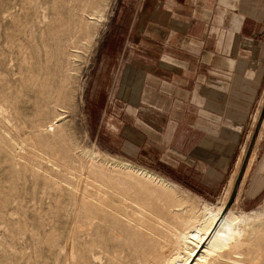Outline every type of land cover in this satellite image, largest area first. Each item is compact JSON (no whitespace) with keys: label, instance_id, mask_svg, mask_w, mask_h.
I'll return each instance as SVG.
<instances>
[{"label":"rangeland","instance_id":"rangeland-1","mask_svg":"<svg viewBox=\"0 0 264 264\" xmlns=\"http://www.w3.org/2000/svg\"><path fill=\"white\" fill-rule=\"evenodd\" d=\"M224 9L0 0V264H134L109 223L87 218L81 197L96 203L101 182L83 151L147 167L214 204L254 153L236 209L264 211V94L235 96L242 85L217 62ZM237 111L248 112L239 129Z\"/></svg>","mask_w":264,"mask_h":264},{"label":"bare ground","instance_id":"bare-ground-1","mask_svg":"<svg viewBox=\"0 0 264 264\" xmlns=\"http://www.w3.org/2000/svg\"><path fill=\"white\" fill-rule=\"evenodd\" d=\"M82 156L96 166L92 173L101 182L92 194L96 203L81 197L87 218L109 223L113 236L132 248L134 264H264V211L236 209L254 153L235 194L241 160L216 204L189 197L169 178L134 162L95 151Z\"/></svg>","mask_w":264,"mask_h":264},{"label":"crops","instance_id":"crops-1","mask_svg":"<svg viewBox=\"0 0 264 264\" xmlns=\"http://www.w3.org/2000/svg\"><path fill=\"white\" fill-rule=\"evenodd\" d=\"M203 1L207 3L208 9H213L216 3L225 8L222 11L223 15L219 17L223 21L222 23L218 22L220 26L216 37L215 51L222 56L217 59V62L233 69L230 71L233 73V81L235 79L238 84L242 85L237 90L234 89L233 94L253 99L254 102L260 100L264 94V85H262L264 84V0ZM218 9L221 11L220 7ZM206 13L210 14L209 11ZM223 71L227 73L226 70ZM214 86L223 88L224 85L221 82H216ZM140 90L141 81L137 83L135 91ZM217 97L220 98L221 94H217ZM242 113L237 111L238 119L233 120L237 124V129L245 124L248 112ZM259 124L263 139L264 109Z\"/></svg>","mask_w":264,"mask_h":264},{"label":"water","instance_id":"water-1","mask_svg":"<svg viewBox=\"0 0 264 264\" xmlns=\"http://www.w3.org/2000/svg\"><path fill=\"white\" fill-rule=\"evenodd\" d=\"M254 139H255V137H254ZM243 167H244V166H243ZM243 172H244V168H243V170H241L240 175H239V177H238V179H237V181H236L235 189H234V194H235L236 189H237V187H238V185H239V183H240V180H241V177H242ZM234 194H233V195H234Z\"/></svg>","mask_w":264,"mask_h":264}]
</instances>
